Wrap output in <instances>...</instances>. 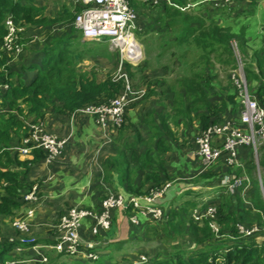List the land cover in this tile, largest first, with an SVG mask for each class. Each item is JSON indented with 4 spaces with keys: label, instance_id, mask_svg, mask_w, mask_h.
Listing matches in <instances>:
<instances>
[{
    "label": "trees",
    "instance_id": "16d2710c",
    "mask_svg": "<svg viewBox=\"0 0 264 264\" xmlns=\"http://www.w3.org/2000/svg\"><path fill=\"white\" fill-rule=\"evenodd\" d=\"M219 1L225 6L229 4V2ZM131 2L136 10L139 5H141L140 10L148 5L152 13H157L152 7L153 4L139 0H131ZM212 4V0H162L157 4L160 16L156 19V23L161 26L156 28V33L152 32L147 37L148 43H145V48L148 51L153 41L159 45L155 58L158 61L159 57L166 56L168 59L166 64L160 65L161 67L166 65V70L155 77L156 80L144 79L146 89L141 97L126 106L124 122L116 127L118 137H128L126 134L130 127L124 132L123 129L127 125H134L131 121V111L138 105L142 106L144 100L151 97L150 94H155V97L159 98L157 88L159 94L162 95L160 102L163 108L152 111L155 112L154 118L152 116L150 119L149 117L144 118L146 129H149L146 135L135 128L137 132L131 144L127 141L122 143L117 155L107 156L104 162L105 179L109 181L113 177V171L117 172L119 180L130 195L147 194L150 190L160 189L169 183L172 176L165 167L164 154L174 151L167 144V138H173L175 134L168 124L170 116L177 114L182 116L181 122L189 127L187 134L190 137L193 132V126H191L193 122H197L195 132H198L209 124L222 122L225 118L237 119L241 106L231 74L230 77L229 74L227 75L226 87L225 89L222 87V91L212 90L216 77L211 75L216 62L221 63L222 66L227 65L224 70H231L237 66L234 49H237L241 55L248 90L249 84H252L249 90L251 96L264 106L262 51L253 50L248 54L245 47L244 29L233 31L229 25L216 22L215 10L217 13H222L223 5L214 7V12L210 13L209 8ZM44 8L43 5L31 0L27 2L0 0V215L10 218L19 216L18 211L23 206L25 208L26 204L22 196L34 184L38 186V195L41 194V183L28 182L26 177L30 165L42 160L46 152L35 148L30 152L31 158H21L19 151L15 149L16 146L22 144L23 137L29 133L28 124L36 122L44 124L50 115L67 118L73 111L89 104L109 102L125 86V80L119 74L125 73L129 82L131 77L135 76L134 73H128V65L131 64L128 62L125 64L124 61L118 74L114 75L111 71H105L101 79L96 78V72H94L96 70H79L75 62L80 60L84 54L89 55L96 52V47L93 45L95 41H79L81 32L73 23H70L79 7H76L74 11L65 8L52 20L44 14ZM7 17H10L16 26L23 28L21 32H17L18 37L13 41L12 49H7L2 45L7 33ZM50 22L60 23L65 28L64 30L69 28L62 35L52 37L49 42L44 41V45L38 49L42 54L38 62L32 61L26 68L22 64L18 66L16 56L30 51L32 43L39 44L38 41L33 40L34 36L30 32L32 28L44 26L46 30L45 25ZM150 28L151 26L147 29ZM74 31L79 32V36H73ZM16 46L21 47L18 53L15 50ZM211 54L214 57H211ZM17 66L27 69L28 72L33 69L34 73L31 78L29 73L27 75L17 71ZM134 66L140 72L149 69L145 59ZM170 72L173 75L169 80L165 75H170ZM156 83H160V86L155 87ZM130 84L135 88L136 85ZM141 98L144 100L139 102ZM167 108H169L168 111H166ZM152 112L149 115H152ZM79 116L81 114H76L75 119ZM176 123L179 124L178 121L174 122ZM151 141L152 145L146 147L143 152H137L134 149L136 144H148ZM153 145L157 149L156 155L151 153L154 151ZM259 152L261 155L258 154V166L264 188V145L260 147ZM238 155L243 162L244 169H234L224 163V168L218 171L219 179L224 174L237 176L244 171L250 177L251 184L244 195L237 190L231 196L219 194L226 197L223 201L218 200L220 197L217 194L215 200H209L208 203L215 205L217 209L215 219L219 226V234H214L208 225V218L194 221L191 217L187 225V234L195 245V249L188 254L183 252L184 250H179L169 258H149L145 264H264V242L257 244V240L253 237L242 238L236 228L237 223L249 225L256 220V222H262L264 218V200L261 197L255 175L256 164L252 148L242 146L239 148ZM205 175L209 177L210 174ZM183 193L171 200V204L178 203L177 201L180 204L189 192ZM217 201H221L220 204H217ZM188 203L193 206L195 201L191 200L170 209L171 219L168 223H172L180 213L186 214L189 210ZM229 207L231 210L228 209ZM94 208L97 209V207ZM63 212L64 210L57 212L55 223L58 222L57 219ZM179 225L183 226L184 221L181 220ZM39 241L35 240L36 243ZM43 241L50 244L54 240L45 239ZM18 243L17 237L10 240L0 235V264H5L11 259L12 255L9 253L18 246ZM13 264L23 263L14 262ZM35 264L55 263L36 261Z\"/></svg>",
    "mask_w": 264,
    "mask_h": 264
},
{
    "label": "built area",
    "instance_id": "2783aa9c",
    "mask_svg": "<svg viewBox=\"0 0 264 264\" xmlns=\"http://www.w3.org/2000/svg\"><path fill=\"white\" fill-rule=\"evenodd\" d=\"M83 4L81 10L75 15L74 26L81 32V36L86 40L100 41L108 38L109 47L118 50L121 54L119 67L123 62V57L135 63L141 58V46L135 39L133 30L136 28L137 10L132 5L131 0H80ZM144 3L156 5L162 0H139ZM230 2L231 0H221ZM7 33L3 38L2 45L7 49H12V44L17 39V32L20 30L10 17L6 18ZM16 53L21 47L16 46ZM234 70V69H233ZM125 80L123 90L109 102L101 104H89L71 113V120L76 114L91 116L100 127L102 134L107 138V132L113 128L121 126L124 122V111L126 106L133 100L138 99L144 93L142 89L133 88L125 73L119 74ZM231 78L236 87L240 109L237 119L225 118L222 122L209 124L196 133L194 143L197 155L204 167L223 159L225 165L231 168L244 169L243 162L239 158V148L248 146L252 148L257 172L256 177L259 190L264 200V188L262 185L261 171L258 168L257 155L261 146L264 145V106L251 96L244 72L243 61L237 59V66ZM264 85V84H263ZM29 133L23 137L22 144L15 149L23 156L29 154L32 149L40 148L46 152L48 158L59 156L65 149L68 137L59 136L45 129L40 122L29 123ZM109 140V138H108ZM226 188L229 191L240 190L244 195L250 187V178L244 171L237 176L225 175ZM168 184V183H167ZM166 184V185H167ZM166 185L160 189L150 190L143 195H124L113 190H107L105 198L101 200L99 208H89L71 206L67 208L59 217L56 223V237L52 243L38 244L35 238H26L24 234L29 227L28 218L31 217V204L38 200V186L34 184L31 189L24 193L23 201L26 209L23 214L17 216L13 222L15 228L22 234L18 239L17 250L23 246L37 250L40 247L53 249L61 255H76L87 253L90 259H95V241L82 242L80 229L87 222L90 232L97 235L102 230H107L111 226L112 211L121 209L123 211L134 210V214L129 216L132 223L139 222V214H150L154 218H162L163 209L157 203L159 198L166 194ZM248 203V202H246ZM158 205V206H157ZM216 206L206 205L205 208H196L192 211V218L200 221L208 218V225L214 232L219 234V226L216 222ZM262 222L245 225L237 223L236 228L242 238L253 237L257 244L264 242V218ZM91 224V226H90ZM55 233V234H56ZM89 249V252H87ZM140 254L135 259L129 260L127 264H145L148 257ZM45 261L46 259L43 258ZM6 261L5 264H13Z\"/></svg>",
    "mask_w": 264,
    "mask_h": 264
},
{
    "label": "rangeland",
    "instance_id": "374dc122",
    "mask_svg": "<svg viewBox=\"0 0 264 264\" xmlns=\"http://www.w3.org/2000/svg\"><path fill=\"white\" fill-rule=\"evenodd\" d=\"M38 2L41 3L42 1H38ZM47 2H48V5H47L48 11L46 12V14H47L46 16H47V18H49L51 20H52V18H56V14L58 12H62V10L65 8H68V9L74 11V9L76 7H79V9L75 13L73 12L74 17L81 10L80 0H45V1L43 0L42 3L45 4ZM191 6H192V4H191ZM152 7L154 8V10L157 11V13H152L151 7L148 5L143 7V10L139 9V8H141V5H139L137 8V15L138 16L136 19V21H137L136 22V28L133 30V34H134L135 39L139 42V44L141 46V58L137 62L132 63L123 57V59H124L123 61L125 62V64L127 62L131 64V65H128L129 66L128 67V73H130V74L134 73L136 75L135 76L136 78L134 76L131 77L130 83H133L134 85H136L135 88L139 89V90L140 89L141 90L146 89L144 79L147 81L154 80L155 77L162 74L166 70V65H164L162 67L160 65L166 64L165 62H166V60H168L166 58V56L163 55L162 57H159L158 61H157L155 56L157 55V52H158L157 47L159 45H157V43L155 44L154 41H153L152 45L150 46V49H148V51L145 48V43H148L147 37L150 36L152 34V32L156 33L157 32L156 28L158 26H161V24L157 25L158 23H156V19H158L160 16L159 15L160 9L158 8L157 4L152 6ZM215 12H217V10H215ZM215 21L217 22L216 18H215ZM51 22H50V24L45 25L46 27L51 28V30H50L51 34H50L49 38L47 37V34L46 35L44 34L42 37H39V38L33 37L34 41H38L39 44L32 43L30 45V51H27L24 54L17 55L16 61H17L18 66H20L22 64V65H24L23 67L26 68L29 64H31L32 61H36L38 59V57L41 55V52H39L38 49H40L44 45V41L46 40L47 42H49L52 37H57V36L62 35L63 33H65L64 31H66L69 28V27L65 26V27H67V29L64 30L65 28L62 27L61 24H58V26H57V22H55L53 24ZM70 23L72 24L73 21ZM221 25H224V24H221ZM56 26H57V28H56ZM150 26H151V28L148 30L147 28H149ZM42 27H44V26H42ZM19 28H20V30L18 32H21L23 30V28L22 27H19ZM32 34L34 36L35 32L32 31ZM72 35L73 36H79V32L74 31L72 33ZM45 36H46V38H45ZM168 36L172 37V35H168ZM83 39L84 38L80 37L78 40L80 41ZM93 45L96 46V50L94 49L96 52L93 54H89V55L88 54L82 55L83 57L80 60H77L75 62L76 67L79 70H84V69L96 70L94 72H96L95 76L97 79H101L103 77V73L105 71H111L114 75L118 74L119 69H120L119 61L121 59V54H119L118 50H113L111 47H109L108 38H102L100 41H95ZM80 46H81V44H80ZM247 51H248V53H251L252 49H250V47L247 46ZM234 53H235L237 59L240 60L241 55H240L239 51L237 49H234ZM146 56H147V58H146ZM212 56L214 57V55L211 54V57ZM144 59L146 60V63L149 66V69L140 72L137 69V67L134 66V64H137ZM111 61L113 62V64L111 63ZM115 61H118V62L116 63ZM116 64H117V66H116ZM18 66L16 68L17 71L23 72V74H27V75L30 72L31 73L30 78H31V76L34 73L33 69L28 72L27 69H22V67H18ZM226 68H227V65L222 66L221 63H219V62H216L214 64L211 75L212 76L215 75L216 79H214L215 84H214V87L212 88V90L214 89V90L222 91V87H224V89H225L226 83H227V75L229 74V77H230V74L233 73L235 70V68H233L234 70L233 69L224 70ZM172 75L173 74L170 72V75L166 74L165 77H167L170 80L172 78ZM204 75H206V74H204ZM138 76L140 78H138ZM262 77H264V76H262ZM262 82L264 84V79ZM168 83H170V82L168 81ZM158 86H160V83L155 84V87H158ZM249 86H250L249 90H251L252 84H249ZM165 89H167V88L165 87ZM156 91L158 92L157 95L159 96V98H156L155 94L154 95L150 94L151 97H149L146 100H144V98L143 99L141 98L142 100L140 99L139 102L144 100V102H145L144 107H142L143 106L142 105L139 107L138 110H133V113L131 111V114H130V116L132 118L131 121L134 123V125L133 126L127 125V127H124L125 129H123V132H124L128 127H130V129L128 128L129 130L127 129L128 131L126 134L129 137V139H127L129 144H131V142H132L131 140L136 135L135 132H137V131L135 130V128H138L139 132L143 133L145 135H146V132L149 130V129H146V123L144 122V118L149 117L148 119H150L151 116L153 117V115H155V112H152V111L159 110V109L163 108L161 106L162 102H160V100H161L160 98L162 97V95L159 94L158 88L156 89ZM167 97H170V96L167 95ZM166 102H167V104H169L168 101H166ZM151 112H152V115H149V113H151ZM89 117H91V116H87V115L82 116L81 115L79 118H76V119L79 120V122H83V119L89 118ZM181 117L182 116L180 114H177L174 116H170V118L168 119V124L170 125L172 132L175 134H174L173 138L172 137L167 138V144H169L171 149H174V151L169 152V154H164V158L166 159L165 167L167 170H169L168 173L172 176L170 178L169 183H168L171 186L170 190L174 191L172 188L177 183L183 184L184 186H182L177 192H175L173 196L170 194V196H169L170 198H168V196H165V195L163 196V198L162 197L159 198L157 203L163 209V216L164 217L162 216L163 217L162 220H160V218L159 219L154 218L150 214H148V216H145V219L142 218L143 222H140L135 227V229H137V231H134L135 236L133 239H130L128 241V243H130V246H124L125 243L127 242V240H124V241H120L119 243L117 242L115 244H112L108 248L109 254H110L109 257H113L112 262H110L109 264H120V263L125 264L129 260L133 261V259H135L140 254L145 255L146 257H148V259L149 258L153 259L155 257H159V258L160 257H168L169 258L174 254V252H178L179 250H184L183 252H187V254H188V252H191L193 249H195V245L191 242L190 236L187 234V225L189 224V221H190L189 218L193 217L192 211L196 208H199L200 210L205 208L206 205L209 204L208 203L209 200H211V199L215 200L216 194L218 195V197H220V198H218V200L223 201L226 198V197H224L225 195L231 196L237 192L236 189L231 192V191H229L228 188H226V185H223L224 183H226V178L219 179L218 171H220L224 168L223 159H219L217 162L210 165L209 167H204V165L202 164L200 159H199L200 164L198 163L197 157H199V156L197 155L196 149H194L195 145H193L194 144V138L196 136L195 133L197 132V131L195 132L197 122H193V125H191V126H193L192 127L193 132H192V136L190 137L187 134V132L189 133V131H187V129L189 127L184 122H181L179 125H177V123L174 124L175 121H178V122L182 121ZM91 121H92V123H90V125H92V126H91L90 131H92V130L95 131V125H96L95 119L91 117ZM125 124H126V122H125ZM96 126H98V125H96ZM114 131L115 130L113 129V132ZM54 133L58 134L56 132H54ZM114 133H112L113 134L112 136H115ZM58 135L61 136L60 134H58ZM159 135L162 136L161 133H159ZM89 136H93V134L90 133ZM106 144L107 145H104V146L108 147L111 144V142H108ZM112 144H114V143L112 142ZM93 145H94V143H93ZM151 145H152V141L148 144L140 143V144H136L135 146L134 145L133 146L137 152H143V150L146 147L151 146ZM87 146L91 147L92 145L87 144ZM90 147H88V148H90ZM120 148H121L120 146L118 148H116L114 150V154L110 155V156H116L118 153V149H120ZM153 148H154V151H152L151 153H152V155H156L155 151H157V149H155L154 145H153ZM175 150H178V151L175 152ZM64 151H65V149H64ZM64 151L60 155H62L64 153ZM74 151H76V150H74ZM258 154L260 156L261 152H259ZM21 156H23V155L20 154V157ZM91 163L93 165H96V166L100 164V162H98V161H97V163H95L94 160ZM257 163H258V155H257ZM93 171H94V169H91V172H93ZM205 174H210V175H209V177H207ZM204 177H207V178H204ZM94 178H96L98 180V178L96 176L92 177L91 180L93 181ZM212 183L217 185V187H215ZM200 184L203 186H205L204 184H206L208 187H211V185H212V187H211L212 189H210V192L208 190L206 193V195L209 193L207 196L204 195L205 192H203V189L205 187L203 188V186H201V187L198 186ZM191 185H193V186H191ZM258 186H259V184H258ZM185 191L189 192L188 196L183 197L184 199H182L180 201V204H179V201H177L178 203L175 202L172 204H171V202H169V201L173 200L174 198H176L178 196V194H182ZM106 193H105V195H106ZM219 194H222L224 196H220ZM80 195H81V197H80V199H81L83 197L82 193ZM104 198H105V196L102 198V200ZM22 199H23V196H22ZM191 200L195 201V204L193 206L190 205L189 203L187 204L188 209H189L188 212L186 214H183L184 212L180 213V215L176 216L173 219L172 223L171 222L168 223V221H170V219H171V217H170L171 210L170 209L176 208L179 205L185 204L186 202L191 201ZM39 201H40V199L38 198V200H36L35 202H33L31 204H27V206L32 207V209H34V206H36L39 203ZM221 201H217V204L218 203L220 204ZM76 204L79 206L82 205L81 202H78ZM73 205H71V206H73ZM229 205H232V204H229ZM63 208L65 211L67 208H69V206L64 205L62 207V209ZM228 209L231 210V207H229ZM57 211L58 210H54L53 213L50 215L49 219L47 218V223L43 222L41 224L29 226L28 229L26 230V233L24 234V236L26 238H35L34 240L42 241V238L44 237V235L49 233L46 231L47 228H49L48 224H52V222H53L52 220L55 219V217H57L56 216ZM128 211L131 212L130 215L134 214V210H128ZM32 212H31V214H32ZM20 213L21 212L18 211L17 214H20ZM130 215L128 214V216H130ZM16 217H17V215L14 216L13 218H10V217L4 216V215H0V235L1 236L9 238L11 240V238L20 237L22 235L19 233V231L15 228V226L13 224ZM138 220H139V218H138ZM181 220L184 221L183 226L179 225V222ZM194 221H197V220L195 219ZM256 221H254V222L250 221V222L257 223ZM29 225H30V223H29ZM55 226H56V224H55ZM90 226H91V224H90ZM55 229H56V227H55ZM31 230H33V234H32ZM89 230H90V227H89ZM56 235H57V233L55 235H53V237L55 238ZM135 238L137 240H135ZM81 240H83V239L81 238ZM37 243L40 245L43 244L42 242H37ZM28 250L29 251H25V252L21 251V250L19 251V250H17V248L14 247V250L11 253H9L10 255H12V257H11V259H9V261L16 262V260L19 259L17 255H20L23 252H24V254H23L24 255V257H23L24 258V261H23L24 264H35L36 261L44 262V263H47L49 261L54 262L56 259H58L56 261V264H99L101 262L100 259L103 258V257H99L98 260L86 259L89 257L86 255L87 253H83V252L80 254H76V255H60V254L56 253L53 249H49L46 247H40L37 250L29 248ZM34 251H35V253H34ZM96 251L98 252L97 248H96ZM87 252H89V249ZM99 252L101 254V250H99ZM93 253L96 254V252H94V251H93ZM32 254H34V255H32ZM6 256H7V254H6ZM43 258H45L46 260L44 261ZM124 258H126V260Z\"/></svg>",
    "mask_w": 264,
    "mask_h": 264
},
{
    "label": "crops",
    "instance_id": "0c3cea01",
    "mask_svg": "<svg viewBox=\"0 0 264 264\" xmlns=\"http://www.w3.org/2000/svg\"><path fill=\"white\" fill-rule=\"evenodd\" d=\"M27 1L28 0H23V2H27ZM31 1L43 5L45 7L44 14L47 15L46 12L48 11V7H47L48 2L44 4L42 3L43 0H31ZM38 1H42V2L40 3ZM212 1H213V4L211 5L212 7L209 8L210 13L214 12V7L223 5L220 4L219 0H212ZM226 5L227 6L225 5L222 6L223 7L222 13H217V12L214 13L217 22L219 21L220 22V23L218 22L219 24L229 25L233 31H238L239 29L243 28L246 39L245 42L246 49L248 46L250 47V49H252V51L253 50L262 51L261 56H263L264 58V0H231L229 4ZM58 14L59 12L56 15ZM58 24L60 23H57V26ZM50 30L51 28L49 27H46V30H44V27L36 26L33 27L30 32L31 33L32 31L35 32L34 35L35 38L42 37L44 34L45 35L47 34V37L49 38L51 34ZM81 38L83 37L81 36ZM84 40L86 39H83L81 41ZM41 57L42 54L38 57L36 61L38 62L41 59ZM112 61L111 63L113 64ZM262 69L264 70V64L262 65ZM29 74L31 73L29 72ZM139 107L140 106L138 105V107H135L133 110H138ZM142 107H144V104ZM169 108H167L166 111H168ZM90 123H92L91 117L83 119V122H79V120L75 118L71 120L70 117L65 118L56 115H50L46 118L44 123L45 129L52 133L56 132L61 136H65V137L67 136L68 141L66 143L65 151L62 155L51 158L50 157L48 158V156L45 155V157L42 160L30 165L29 171L27 172L26 180L28 182H40L41 194L39 195V199H40L39 203L36 206H34L32 215L30 218H28L29 219L28 222L30 223L29 226L41 224L43 222L47 223V218L49 219L53 211L64 210V208L62 209L64 205H67L69 207L73 204H74L73 206H79L76 203L81 202L83 206H88L90 208H94V207L99 208L102 198L105 196L106 191L109 189L114 190V192L116 193L130 195L125 190L123 183L119 180L118 177L119 175L117 174V172L113 171V177L109 181L105 179V174H106L104 170L105 164H103L107 156L114 154V150L116 148H118L119 146L121 147L122 143H125L126 141L128 142L127 139H129V137L127 136L118 137L119 134L117 133L116 128H113L116 132L114 131L115 132L114 133L113 129L109 130L106 133L108 136L106 138L102 134L101 129L98 126H96L97 124L95 125V131L94 130L90 131L92 126L90 125ZM180 123L181 121L179 122V124ZM90 133H92L93 136H89ZM112 133H114L115 136H112L113 135ZM108 142H111V144L108 146L109 148L104 146L107 145L106 143ZM112 142L114 144H112ZM87 144L92 146L91 147L87 146ZM31 157H32L31 153L25 156H21V158H31ZM199 159L200 158L197 157V161L200 164ZM93 160L95 163H97V161L100 162V164L97 166L93 165L91 163L93 162ZM91 169H94V171L91 172ZM256 172H257V168H256ZM225 175L228 174H224L221 177V179ZM95 176L98 178V180L94 178L95 181L94 180L92 181L91 178ZM204 185L205 186L200 184L198 186L200 187L203 186V188L205 187L204 188L205 190L203 189V192H205L204 195H206L207 191L209 190L210 192V189H212L211 188L212 185L211 187H208L206 184ZM213 185L217 187V185L215 184ZM182 186L184 185L177 183L173 186L172 189L174 191H172L170 190L171 186L167 184L166 185L167 191L165 196H168V198H170L169 197L170 194L173 196L174 193L177 192ZM238 191L239 193L241 192L239 189ZM81 193L83 197L80 199ZM179 195L180 194H178V196ZM25 209L26 206L25 208L23 206L22 209L20 210L21 212L20 214H23ZM130 213H131L130 211L114 209L112 211L111 226L107 230H102L97 235L91 234L88 223H85L81 227L80 236L83 239L82 242L84 243L89 241H95L96 245H94V252H96L97 257L93 260H98L99 257H103L100 259L101 260L100 263L109 264L110 262H112L113 257H109L110 254L108 248L112 244L127 240L124 246H130V243H128V241L134 238L135 236L134 231H137L135 227L140 222H143L142 218L145 219V216H148V214L138 215L139 222L137 224H134L129 219L128 214L130 215ZM52 221H53L52 224H48L49 228H47L46 230L49 233L46 232L47 234L44 235L42 241L39 242H42L43 244H48V243H44L45 241L43 240L45 239L54 240L53 235H55L56 233L55 231L56 217ZM31 231L33 234V230ZM135 240L137 239L135 238ZM29 248H30L29 246H23L21 251L24 252L29 251L28 250ZM96 248L98 252L96 251ZM99 250H101V254ZM24 252L21 253L20 255H17L19 259L16 260V262L23 263ZM86 259H90V258H86ZM124 259L126 260V258ZM57 260L58 259H56L53 263L56 264Z\"/></svg>",
    "mask_w": 264,
    "mask_h": 264
}]
</instances>
